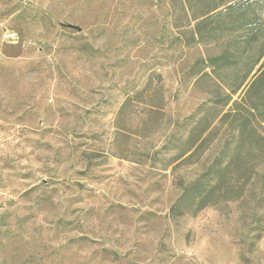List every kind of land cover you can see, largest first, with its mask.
Instances as JSON below:
<instances>
[{
  "label": "rangeland",
  "instance_id": "374dc122",
  "mask_svg": "<svg viewBox=\"0 0 264 264\" xmlns=\"http://www.w3.org/2000/svg\"><path fill=\"white\" fill-rule=\"evenodd\" d=\"M0 264H264V0H0Z\"/></svg>",
  "mask_w": 264,
  "mask_h": 264
},
{
  "label": "trees",
  "instance_id": "16d2710c",
  "mask_svg": "<svg viewBox=\"0 0 264 264\" xmlns=\"http://www.w3.org/2000/svg\"><path fill=\"white\" fill-rule=\"evenodd\" d=\"M223 5V1H217V2H215V3H213L207 10H205V12L202 14V16H200V17H203V16H206V15H208L209 13H211V12H213V11H215V10H217L219 7H221ZM199 17V18H200ZM204 20H206V18H201V19H199V21H198V23H197V26L198 25H200V23H202ZM213 189H215V188H213Z\"/></svg>",
  "mask_w": 264,
  "mask_h": 264
},
{
  "label": "water",
  "instance_id": "95a60500",
  "mask_svg": "<svg viewBox=\"0 0 264 264\" xmlns=\"http://www.w3.org/2000/svg\"><path fill=\"white\" fill-rule=\"evenodd\" d=\"M66 26L67 27L74 28V29H77L79 31L81 30V27H79L78 25L71 24V23H67Z\"/></svg>",
  "mask_w": 264,
  "mask_h": 264
}]
</instances>
